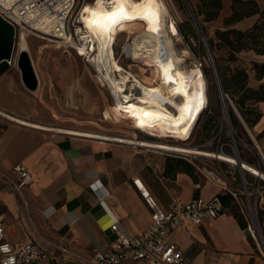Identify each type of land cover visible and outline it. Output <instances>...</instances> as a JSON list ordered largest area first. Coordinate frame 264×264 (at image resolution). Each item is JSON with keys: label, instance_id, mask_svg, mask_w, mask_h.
<instances>
[{"label": "crops", "instance_id": "0c3cea01", "mask_svg": "<svg viewBox=\"0 0 264 264\" xmlns=\"http://www.w3.org/2000/svg\"><path fill=\"white\" fill-rule=\"evenodd\" d=\"M200 1L184 0L191 9L201 7ZM234 1L220 0L218 16L205 23L221 29ZM210 10L205 6V13ZM256 19L245 18L233 27L248 29ZM32 38H27V53L36 88L30 90L22 81L16 65L19 48L0 73V114L5 117L0 116V219L7 241L17 248L32 243L51 256L62 246L79 259H87L106 251L116 240L113 218L130 237L149 229L151 210L133 180L139 179L163 209L174 200L187 203L195 197L227 194L223 178L213 168L200 169L194 163L182 166L169 152L127 144L123 138L129 136L85 137L100 134L86 127L113 121L109 109L101 112L99 108V86L91 70L73 52L49 51L43 56L41 46L34 50L30 45ZM238 57L247 63H264V56L252 51ZM261 82L264 79L258 81L255 72L248 70L249 86ZM262 128L264 118L255 125L258 131ZM16 165H22L30 176L19 191L1 176L18 181ZM94 183L97 191L91 188ZM259 213L257 234L249 229L243 214L246 227L222 207L217 218L199 225L185 222L167 241L177 246L188 264H264L260 241H264V197ZM121 264L142 263L126 260Z\"/></svg>", "mask_w": 264, "mask_h": 264}, {"label": "bare ground", "instance_id": "6f19581e", "mask_svg": "<svg viewBox=\"0 0 264 264\" xmlns=\"http://www.w3.org/2000/svg\"><path fill=\"white\" fill-rule=\"evenodd\" d=\"M106 1L97 7V2H84L81 7L83 36L90 39L94 47L91 61L110 91L113 107L149 129L136 126V131L155 139H139L136 133H132V136L123 138L125 142L184 156L214 158L236 165L242 173L264 179V172L246 162L239 163L234 156L216 154L187 144L169 143V140L187 142L185 139L207 106L205 78L198 66H182L185 54H178L173 44L178 31L165 0H153L152 3L148 0H124L123 4L117 0ZM121 6L131 19L105 27L102 17L92 16L94 11L112 12ZM122 34L130 38L129 43L124 44L126 58L140 64L138 69L149 76L137 77L120 64L113 46ZM17 47L28 52L24 35L19 36ZM85 137L103 140L109 136L91 133ZM251 219L257 234L259 225L255 213Z\"/></svg>", "mask_w": 264, "mask_h": 264}, {"label": "built area", "instance_id": "2783aa9c", "mask_svg": "<svg viewBox=\"0 0 264 264\" xmlns=\"http://www.w3.org/2000/svg\"><path fill=\"white\" fill-rule=\"evenodd\" d=\"M85 1L0 0V17L14 27L15 35L18 38L20 35H24L26 38L34 37L52 43L65 53L73 52L89 64L94 72L98 73L91 61L94 55L93 43L90 39H85L84 30L82 31L84 28L81 7ZM115 46L116 42L113 46L114 53ZM122 55L127 56L124 46ZM0 116L3 117L2 114ZM259 154L261 155L260 151ZM187 157L197 159L196 156ZM234 157L241 163L237 153L234 154ZM259 160L264 163V159L259 158ZM232 167L229 173H226L220 165L213 169L223 178L226 193L239 204L249 229L256 233L251 216L255 213L259 225L260 203L264 197V179L242 173L239 169L240 182H238ZM253 167L259 172H264L259 166ZM14 171L19 175L18 181H13L3 174L1 176L19 191L29 183L30 176L22 165H16ZM246 174L250 176V179L246 178ZM133 184L152 214V223L149 229L139 237L127 235L121 229L118 221L113 218L111 230L117 237L106 251L96 252L87 259H79L67 248L57 246V254L51 256L32 243L15 247L5 239V226L0 219V264H121L126 260L139 261L142 264H188L177 246L168 242L167 239L173 230L182 227L185 222L199 225L205 219L217 218L222 209L219 197L212 199L195 197L187 203L174 200L167 209H163L139 179L133 180ZM91 188L97 191L99 186L94 183ZM261 218L264 219V215ZM260 241L264 244V241L261 239Z\"/></svg>", "mask_w": 264, "mask_h": 264}, {"label": "rangeland", "instance_id": "374dc122", "mask_svg": "<svg viewBox=\"0 0 264 264\" xmlns=\"http://www.w3.org/2000/svg\"><path fill=\"white\" fill-rule=\"evenodd\" d=\"M95 1L96 0H86L85 2L93 3ZM165 2L168 8L170 7L169 12L172 20L175 23L173 24L175 25L176 28L178 27L182 28L183 33L186 35V38H184L179 32H177L176 37H173V44L178 54L180 55L185 54V56L182 57L184 59L182 66L185 68H192L195 66L199 67L201 74L204 76L206 81V94L208 98V106L201 114L197 124L192 128L190 134L187 136L188 138L186 139L181 138L187 140V142H178V141L169 140V143L187 144L201 150L210 151L214 153L223 152L224 154H228L231 156H234V154L237 153L241 161L251 164L252 166H256V167L259 166L261 170L264 171V163H262L261 160H259V158L264 159V128H262L261 131H258L255 129V126L253 127L248 126V124L246 123V121L238 111V109L229 99V106L231 107L234 116L241 125L240 128L235 129L233 126V118L230 115L228 105H226L227 106L226 110L228 113V117H227V114L222 108L219 100L216 101L217 99L215 100V98H213L211 94H209V85L203 73V69L212 68L211 59L202 41L199 29L195 24L192 13H194V11L203 13V15H200L197 18L195 16V18L199 24L200 29H202V27L205 28V33L203 30L202 31L204 33L206 42L207 39L214 36V32L217 28L211 25H207L203 21L204 20L203 7L197 6L196 9L190 10V6L187 5V3L184 2V0H165ZM259 3L261 5H264V0H259ZM97 6L98 3L96 7ZM129 41L130 38H128L126 34H122L118 37L115 46V52H116L115 54L117 59L126 70L131 71L137 77H141V75L149 76L150 74L144 73L143 71H140L138 69L140 68V64L136 62H132L130 59H127L124 55H122V48L124 44L129 43ZM17 42H18V36L15 35V43H14L15 50L18 49ZM29 43L34 48V50H37L41 46L43 50V56L46 55V57L49 51L60 52L55 48V45L47 41H42L32 38L31 40H29ZM215 54L218 57H225L226 50L217 49ZM32 56L35 58L33 52H32ZM211 57L212 60H214L212 53H211ZM83 63L91 70L94 76V80L99 86V91H100L99 108L101 112H103L106 109H109L113 117V121H109V120L104 122L97 121L99 126L93 125L90 126L91 128L86 127L85 130L97 131L100 132V134L108 133V134L121 135V136H132V133H136L139 139L155 140L151 137H148L144 133L136 131L135 128L136 126L137 128L148 129L146 126L139 123L132 116H128L126 114L118 112L113 107V102L111 100L112 96L110 94V91L106 83L103 82V79L98 73L93 71L92 67L89 64L82 61L81 64ZM235 65H240L241 67L244 68H250V65L246 61H242L241 63L238 62ZM254 107L259 112L262 113L261 118H264V109H262V107H264V103L255 104ZM228 118L230 123H228ZM248 141H250L251 144H249ZM259 151L261 152L262 156L259 154ZM171 154L174 155L175 157L174 160H178L182 166L191 167L192 165L191 163H194V165L200 169H202L203 166H208V167L210 166L209 168L207 167V169L210 170L211 168H217L218 165H220L224 170H229L232 167L231 165L230 166L228 164L225 165L213 158L197 157V159H193L191 157H187L181 154H176V153H171ZM232 168H233V173H236L235 174L236 179L238 180V182H240L239 168H237L236 166ZM246 178L250 179V176L246 174ZM230 205L235 206L236 208L235 211L237 213L242 214L239 204L234 199L230 200ZM260 220L261 219L259 213V224L261 222Z\"/></svg>", "mask_w": 264, "mask_h": 264}, {"label": "trees", "instance_id": "16d2710c", "mask_svg": "<svg viewBox=\"0 0 264 264\" xmlns=\"http://www.w3.org/2000/svg\"><path fill=\"white\" fill-rule=\"evenodd\" d=\"M200 2V6L203 7L204 10L203 21L209 22L214 20L218 16L221 7L220 0H201ZM205 6H208L209 10L210 8L212 10L205 13ZM194 15L197 18L203 15V13L194 11ZM252 16H257V19L248 29L240 30L233 27L235 23ZM177 29L178 32L186 38L183 29L180 27ZM202 30L205 33L204 27H202ZM207 44L213 54L214 65L226 105H228L230 115L233 118L234 128L238 129L241 125L229 106V99L238 109L248 126H255L260 121L262 113L259 112L254 105L264 103V82H261L256 88L249 86L248 70H253L257 80L261 81L264 79V63H248L250 68H244L235 64L242 62L238 55L244 51H252L256 55L264 56V8H261L259 3L255 0L234 1L232 3L230 15L223 20L222 28L215 30L214 36L207 39ZM217 49H225L226 56L218 57L215 54ZM203 73L209 85V94H211L215 100L217 99L216 101L219 100L220 102L219 90L213 68H205L203 69ZM248 143L251 144L250 141H248ZM219 199L222 207L229 209L237 218L240 225L246 227L243 215L235 211V206L230 205V195H220Z\"/></svg>", "mask_w": 264, "mask_h": 264}, {"label": "water", "instance_id": "95a60500", "mask_svg": "<svg viewBox=\"0 0 264 264\" xmlns=\"http://www.w3.org/2000/svg\"><path fill=\"white\" fill-rule=\"evenodd\" d=\"M190 10L192 9L190 8ZM192 15H193L195 24L199 29L200 36L206 47L208 55L211 59V63H212L211 65L213 68V72H214L216 83H217L218 90H219L220 104L228 117V113L226 110L227 109L226 102H225V99L222 93V89L220 86V82H219L218 74H217V71L214 65V61L212 60V57H211L209 46L206 42L202 29H200L199 27V24L195 18L194 13H192ZM14 43H15L14 27L10 23L4 21L0 17V73H2L9 66L10 61L12 60ZM16 65L21 71L22 81L25 84V86L30 90H34L37 86V79L35 77L32 61L30 59L29 54L25 51H19V53L17 54ZM228 123H230L229 118H228Z\"/></svg>", "mask_w": 264, "mask_h": 264}, {"label": "snow or ice", "instance_id": "6c2138e0", "mask_svg": "<svg viewBox=\"0 0 264 264\" xmlns=\"http://www.w3.org/2000/svg\"><path fill=\"white\" fill-rule=\"evenodd\" d=\"M102 2H103V0H97L98 4H101ZM117 2L123 4L124 0H117ZM152 2H153V0H148V3H152ZM85 11H88V9H85ZM92 16L93 17H102L105 27H107L109 24H116V23L120 22V20L132 18V17L127 15L125 9L122 6L113 10L112 12L97 13L94 11L92 13ZM144 18L147 19L146 16Z\"/></svg>", "mask_w": 264, "mask_h": 264}]
</instances>
